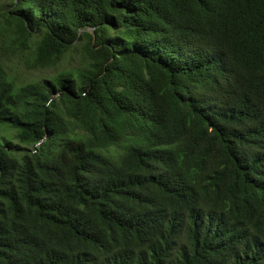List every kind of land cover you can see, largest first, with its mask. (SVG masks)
Returning a JSON list of instances; mask_svg holds the SVG:
<instances>
[{
	"label": "trees",
	"instance_id": "trees-1",
	"mask_svg": "<svg viewBox=\"0 0 264 264\" xmlns=\"http://www.w3.org/2000/svg\"><path fill=\"white\" fill-rule=\"evenodd\" d=\"M0 264H264V0H0Z\"/></svg>",
	"mask_w": 264,
	"mask_h": 264
},
{
	"label": "rangeland",
	"instance_id": "rangeland-1",
	"mask_svg": "<svg viewBox=\"0 0 264 264\" xmlns=\"http://www.w3.org/2000/svg\"><path fill=\"white\" fill-rule=\"evenodd\" d=\"M77 52H76V50H74V51H71L70 53H69V55H68V57H67V59L66 60H70V62H74L75 61V58L77 57ZM72 59V60H71ZM70 64V63H69ZM14 73H16V74H18L17 75V77L20 79V78H23V77H25V76H27V75H30V74H32V73H34V72H31L30 70H27V69H24L23 67H21V66H18V65H14ZM35 74H37V72H35L33 75H35ZM10 133V131H8V132H6L5 134L7 135V134H9Z\"/></svg>",
	"mask_w": 264,
	"mask_h": 264
}]
</instances>
